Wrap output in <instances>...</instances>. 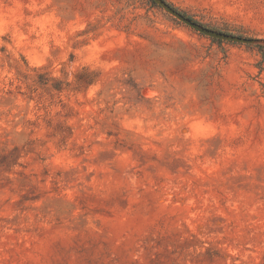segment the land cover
Returning a JSON list of instances; mask_svg holds the SVG:
<instances>
[{
	"label": "rangeland",
	"instance_id": "rangeland-1",
	"mask_svg": "<svg viewBox=\"0 0 264 264\" xmlns=\"http://www.w3.org/2000/svg\"><path fill=\"white\" fill-rule=\"evenodd\" d=\"M0 0V264H264V0Z\"/></svg>",
	"mask_w": 264,
	"mask_h": 264
},
{
	"label": "water",
	"instance_id": "water-1",
	"mask_svg": "<svg viewBox=\"0 0 264 264\" xmlns=\"http://www.w3.org/2000/svg\"><path fill=\"white\" fill-rule=\"evenodd\" d=\"M152 1L155 4H157L158 6H160L161 8H163L165 11L171 13L176 19H178L179 21L183 22L185 25H187V26H189V27H191L193 29H197L200 32H202V33H204L206 35H209V36H211L213 38H216V39L221 40V41L232 42V43H240V44H247V43L250 42V40L245 39V38L232 36V35H228V34H223V33L209 32L207 30L200 29L195 23H193L192 21L188 20L183 15L171 10L170 7L163 0H152Z\"/></svg>",
	"mask_w": 264,
	"mask_h": 264
}]
</instances>
